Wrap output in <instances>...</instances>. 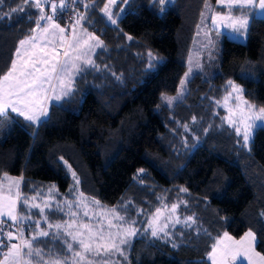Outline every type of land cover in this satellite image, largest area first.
<instances>
[{"label": "trees", "instance_id": "trees-1", "mask_svg": "<svg viewBox=\"0 0 264 264\" xmlns=\"http://www.w3.org/2000/svg\"><path fill=\"white\" fill-rule=\"evenodd\" d=\"M106 1L95 0L94 10ZM137 1L120 3L127 12L117 26L103 21L90 26L107 47L96 53V65L117 64L116 71L107 76L90 69L78 78L74 95L50 105L49 118L39 126L13 113L0 118V178L16 175L23 185L51 182L65 192L72 181L67 161L79 177L81 192L109 206L120 204L132 187L145 192L185 187L190 196L217 206L225 218L218 236L227 231L241 238L251 230L257 237L256 250L264 255V127L256 128L251 162L242 167L219 156L206 140L176 161L175 149L168 144L174 121L163 95L178 92L202 12L217 0H174L166 3L163 13L147 6L149 0ZM21 6V11L10 12ZM76 7L83 10L82 5ZM37 16L38 10L24 0L0 5V74L7 71L18 41L29 34ZM73 16L72 11L71 20ZM220 45L208 81L222 86L232 80L242 86L248 101L264 107V18L252 17L246 43L225 36ZM150 51L163 62L149 68L144 60L141 67L133 64ZM146 168L148 173H141L142 183H137L138 170ZM128 251V264H212L208 252L185 258L160 240L137 238Z\"/></svg>", "mask_w": 264, "mask_h": 264}, {"label": "snow or ice", "instance_id": "snow-or-ice-1", "mask_svg": "<svg viewBox=\"0 0 264 264\" xmlns=\"http://www.w3.org/2000/svg\"><path fill=\"white\" fill-rule=\"evenodd\" d=\"M4 2L0 0V5ZM24 2L37 9L38 16L29 34L18 41L7 71L0 74V118L11 111L31 125L39 126L49 118V105L74 95L78 78L97 68L95 49L105 46L95 33L88 30L92 22L86 13L96 7L95 0L91 3L85 0ZM129 2L120 0L124 4ZM116 3L117 0H107L101 10L112 25L117 24V19L113 18L110 5ZM165 3L166 0H153V6ZM217 3L227 10L216 12L211 17V24L213 28L230 30L233 38L247 34L251 15L247 9L258 8L264 12V0H217ZM46 5L49 11L45 10ZM77 5H82L84 12ZM21 10L22 6L11 8L10 12ZM68 11L74 12L73 19L62 26L57 21ZM164 11V8L160 9L161 13ZM209 45H212L211 39ZM148 55L151 60L157 59L151 52ZM149 66L154 65L150 63ZM197 69L203 72L202 65H197ZM194 75L195 71L189 67L181 80L178 95L164 98L167 104L184 99L186 84ZM226 91L223 103L219 100L216 103L228 108L229 115L224 119L242 138V146L247 147L254 124L264 122V107L257 108L244 99L243 89L232 80L227 82ZM229 104L234 108H229ZM184 127L187 131V125ZM64 163L71 171V165L67 161ZM143 172V169L138 170L137 176ZM71 175L75 186L69 189L68 196H60L55 185L47 192L33 187L29 194L22 190V177L5 174L0 179V264H119L113 257L127 260L125 252L134 238L145 233L154 238L171 237L169 227L181 222L178 217L174 222L172 220L179 207L177 203L170 207L164 203L162 208L157 207L141 222L136 217L143 215L144 209L137 210L134 217L130 201H122L118 206L104 205L79 191V178L75 171H71ZM178 191L187 192V189ZM189 222L195 223V218L186 217L185 225L190 226ZM141 223L143 227L139 226ZM205 235L211 238L206 230ZM213 239L207 253L212 264H236L240 258L253 264V256L264 261V256L255 251L256 235L251 230L239 240L227 231ZM173 247L177 245L173 244Z\"/></svg>", "mask_w": 264, "mask_h": 264}, {"label": "rangeland", "instance_id": "rangeland-1", "mask_svg": "<svg viewBox=\"0 0 264 264\" xmlns=\"http://www.w3.org/2000/svg\"><path fill=\"white\" fill-rule=\"evenodd\" d=\"M173 1L174 0H166V3H172ZM137 2L141 4V1L138 0ZM105 3H107V1ZM166 3L163 5L155 4L153 6V0H149L147 1V6L157 8L158 12L161 13V8L166 9ZM104 4L99 9H92L86 13L92 22L91 25L97 24L102 21L106 24L112 25L108 21L106 14L101 11L104 7ZM219 7L220 5L218 3L209 4L208 6H206L204 12H202V16L200 18L201 25L198 29L199 33L195 38L196 44L193 45V49L196 50L193 51L192 49L191 55L188 58V68L185 73H187L189 71V67H191L195 71V75L202 74L201 79L191 85V80L195 77V75L189 77V82L186 84L187 91L182 101H176L172 104H167L164 99L165 97H176L181 90V82L177 93L173 95H163V100L169 106V108L172 109V114L169 116L170 120L174 121V123L169 126V128H171L170 133L172 137L168 140V144H171L172 149H175L176 153H173L172 158L176 161V157L182 155V158H185L189 155L190 151L194 150L202 141L206 140L210 146H213L215 148V151L219 154V156L229 161H233L242 167L247 166L251 162V157L249 156L250 142L253 138L256 128L264 127V122L257 121L256 124H254L253 128L251 129L248 146L243 147L242 138L236 135L235 129L227 123L226 119H224L229 115L228 108L216 103L217 100L223 103V97L227 95V84L222 86H215L213 82L208 81L213 76L214 71L211 70L213 68L212 66L214 62L219 58L221 48L220 42H222L223 38L226 36L227 38L235 40L237 42L246 43L249 31L248 29L247 34L244 37L233 38V34L230 33V30H225L223 28H213L211 24V17L218 11L227 10H223ZM80 11L84 12V8ZM110 11L113 14V18L117 19V24L112 26H117L119 20L127 12V8L121 6L120 0H117L116 4L110 5ZM247 12H250L249 9H247ZM235 14L240 15L239 12H236ZM88 30L92 32L90 26L88 27ZM209 39L212 40V45H209ZM100 50H107V47L105 46ZM100 50H98V48L95 49V53L96 51L98 52ZM150 52L157 59L151 60L148 52L142 57H137L133 64L137 63L140 66V64H143V62L141 61L144 60V64L148 65L149 68L150 63L154 64L155 62H163V59H161L160 56L152 51ZM210 54L213 57L211 59ZM203 57L205 58V60L202 59ZM198 59H201L200 61L202 62H200ZM197 61L200 63V65L203 66V72L197 69ZM110 64L111 63L102 66L98 65L96 70L94 71H97L99 75L104 71V75L106 74L108 76V73H111V71H116V68L118 67V65L116 64L112 68L110 67ZM185 73L182 76V79H184ZM235 84L239 85L237 83ZM240 87L242 88V86ZM243 97L244 99H246L244 93ZM82 98L83 95L81 96V99ZM228 107L234 108V105L229 104ZM9 113L12 112L9 111ZM13 114L19 116L16 113ZM193 117H195V122L193 121ZM185 125H187V131L185 130ZM144 171L148 173L149 170L148 168H146L144 169ZM4 175L5 174H3L0 179H2ZM6 175L13 178H20L16 175ZM69 175L72 181L67 191L60 192V190L56 187V190L58 191L60 196H68L69 189L75 186V181L71 175V171ZM146 180L148 181L149 179L147 178ZM52 185L55 184L44 181H33L30 184H22L21 187L25 193L31 194L30 189H32L33 187H39L43 191L47 192L48 188ZM78 189L79 191H81L80 184L78 186ZM139 189L140 188L137 187L130 188L127 193L122 196L121 200L125 203L129 201L131 202L129 207L134 217L137 210L144 209V214L136 217L141 222H143L147 218V214L154 211L157 207L162 208L164 203H167L169 207L172 203H177L179 207L177 208L176 213L172 216V220L174 222L178 217L181 222L175 224V227H169V231L172 233L171 237L154 238L150 235V233H145L134 238L131 242V245L137 238H146L152 241L160 240L163 243H169L173 249L179 251V255L181 257L185 256V258H195L200 255L204 256L206 252H208L211 244L214 242L213 238H216L218 236L219 230H221L225 226V218L219 215L217 206L215 204H211L209 202V199H201L200 197L195 198L193 196H190V192L188 190L187 192L178 191L180 188L167 190L166 192H158L155 189L150 188H148L147 192H145V190ZM118 205L119 204L113 206ZM164 215L167 216L168 212L165 211ZM191 215H193L194 217L197 216L198 219L195 220V223L189 222L190 226H187L185 225L184 220L186 217ZM139 226L143 227V223H141ZM205 230L211 234V238L208 235H205ZM173 244H176L177 247H173ZM128 249L129 248H127L125 252L127 260H125L124 257L120 256H115L113 257V259L117 260L119 264H128Z\"/></svg>", "mask_w": 264, "mask_h": 264}, {"label": "crops", "instance_id": "crops-1", "mask_svg": "<svg viewBox=\"0 0 264 264\" xmlns=\"http://www.w3.org/2000/svg\"><path fill=\"white\" fill-rule=\"evenodd\" d=\"M216 3H217V1H216ZM219 8H222V6L220 5V7ZM223 10H225L224 8H222ZM46 11H49V8H48V10H46ZM249 11L251 12V15L249 16V20L251 21V19H252V17H257V18H264V12H261L258 8L257 9H249ZM249 12V13H250ZM58 23H60L62 26H64L65 24L62 22V21H60V20H58L57 21ZM92 32L93 33H95V35H97L96 34V32L95 31H93L92 30ZM98 36V35H97ZM99 37V36H98ZM100 38V40H102L101 39V37H99ZM103 41V40H102ZM101 48H98V50H100ZM96 53H97V51H96ZM202 59H205L204 57L202 58ZM199 61L201 60V59H198ZM63 100V99H62ZM60 102V101H59ZM52 103H58V102H52ZM249 231V230H248ZM247 231V232H248ZM253 232V231H252ZM254 233V232H253ZM255 234V233H254ZM230 235V234H229ZM232 236V235H231ZM244 236V235H243ZM233 237V236H232ZM233 238H235V237H233ZM236 240H239L240 238H235ZM256 243H257V237H256ZM256 243H255V245H254V247H255V251L256 252H258L257 250H256ZM259 253V252H258ZM260 255H262V254H260ZM262 256H264V255H262ZM211 261V260H210ZM252 261H253V264H264V261H261L260 259H259V257H257V256H253V258H252ZM212 262V261H211ZM236 264H248V261L246 260V259H244V258H240V259H238L237 261H236Z\"/></svg>", "mask_w": 264, "mask_h": 264}, {"label": "built area", "instance_id": "built-area-1", "mask_svg": "<svg viewBox=\"0 0 264 264\" xmlns=\"http://www.w3.org/2000/svg\"><path fill=\"white\" fill-rule=\"evenodd\" d=\"M57 3H59V0H56ZM71 13L72 11H68V12H65L63 17H62V20L64 21V23L66 22V24L71 21ZM136 182L141 184L142 183V176H139L136 178Z\"/></svg>", "mask_w": 264, "mask_h": 264}]
</instances>
